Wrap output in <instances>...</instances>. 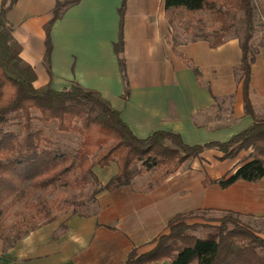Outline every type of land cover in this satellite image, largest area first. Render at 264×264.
Here are the masks:
<instances>
[{
    "label": "crops",
    "instance_id": "crops-1",
    "mask_svg": "<svg viewBox=\"0 0 264 264\" xmlns=\"http://www.w3.org/2000/svg\"><path fill=\"white\" fill-rule=\"evenodd\" d=\"M58 1L65 0H17L6 13L22 58L36 71L35 87L51 84L63 89L76 82L97 91L140 138L173 131L189 144L224 142L253 124L244 108L242 36L232 29L223 43L212 46L220 30L212 12H193L192 29L180 31L176 22L179 13L187 15L185 9L170 12L166 0H127L126 98L115 51L122 0H78L68 6L52 27L48 69L45 25ZM206 23L212 26L209 32ZM194 33L199 36L191 38ZM258 47L250 98L255 117L264 118V45ZM251 153L243 150L235 158L219 160L220 152L208 149L151 189L136 188L134 182L105 190L97 196L95 210L86 215L71 211L10 248L0 238V264H126L133 250L151 251L155 239L167 233L178 216H187L189 223L199 222L195 214L204 211L264 219V177L239 180L228 188L204 184L207 177L216 180L234 171ZM107 168L111 172L105 184L118 172L114 162Z\"/></svg>",
    "mask_w": 264,
    "mask_h": 264
},
{
    "label": "trees",
    "instance_id": "trees-1",
    "mask_svg": "<svg viewBox=\"0 0 264 264\" xmlns=\"http://www.w3.org/2000/svg\"><path fill=\"white\" fill-rule=\"evenodd\" d=\"M16 1L2 0L0 12V238L6 248L56 219L53 212L67 202L47 199L54 192L61 196L69 189L84 191L93 184L92 195L97 200L105 190L133 185L139 175L161 172L160 178L148 185L147 188L151 189L208 149L218 150L219 160L235 158L243 150L251 149L252 153L227 175L216 180L207 177L205 185L215 182L228 188L239 180L256 182L264 177V118L255 117L250 98L252 64L258 46L264 45V41L253 44V0L165 1L170 12L180 8L191 13L212 12L215 21L220 23V30L215 31L211 41L214 47L223 43L234 28V9L244 13L246 28L241 40L240 74L245 112L254 118V122L227 141L205 144L186 143L179 133L173 131H156L140 138L123 120L121 112L101 93L87 90L79 83L74 82L63 89H55L51 84L35 87L36 71L22 58V46L6 19L7 11ZM77 1H58L52 19L45 25V63L48 69L51 65L52 27L65 9ZM126 8L127 0H122L115 51L126 82L125 97L128 98L124 58ZM16 119L19 120L13 122ZM12 123L20 128L8 129ZM52 123L60 133H78L80 143L75 154L61 150L57 140L44 128ZM112 162L117 164L118 172L102 184L94 168H107ZM13 209L15 219L8 222ZM186 219L187 216L172 219L169 231L155 239L156 246L151 251L140 254L133 250L126 264H264V256L257 251L259 247L264 248V238L245 226L233 212L214 219L217 224L189 223ZM209 226L214 231L204 236L194 233Z\"/></svg>",
    "mask_w": 264,
    "mask_h": 264
},
{
    "label": "rangeland",
    "instance_id": "rangeland-1",
    "mask_svg": "<svg viewBox=\"0 0 264 264\" xmlns=\"http://www.w3.org/2000/svg\"><path fill=\"white\" fill-rule=\"evenodd\" d=\"M255 4V19H254V30H253V44L256 43V45L262 43L264 41V0H253ZM188 15V16H187ZM187 15L184 13H179V21L176 22L178 30L182 29H189L191 30V23L193 20V13L187 12ZM233 33L237 31L241 36L245 33L246 28V22L244 18V13L237 11L234 9L233 13ZM202 25V24H199ZM201 27V26H200ZM220 27V25H216V28ZM212 26H210L208 23L204 25V29L209 32L211 30ZM191 38H195L196 34H192L190 36ZM261 117H264L262 115ZM19 119L13 120V122H17ZM36 123V122H35ZM40 126L43 127V125L40 124ZM8 129L14 128L19 129L20 126L18 124L12 123L10 126L7 127ZM48 133L52 134L53 138L57 140L58 146L61 148V150L65 151L69 154H75L76 149L79 146L80 143V136L76 132L72 133H60L57 130L56 124L52 123L50 126L44 127ZM227 162V161H226ZM115 163V162H114ZM103 171H100L98 168H94V171L96 175L101 180L102 184H105L103 180L106 179L108 174L111 172V170H108V168H103ZM161 176V172H147L145 174L139 175V179H137L135 182L136 188H146L148 185L154 184ZM137 178V177H136ZM135 178V179H136ZM108 179V178H107ZM97 186V185H96ZM95 190L93 184H90L86 187L84 191H81L80 189H69L66 191V193H63L61 196L57 195V192H54L47 196V199H55L57 201H66V204H63L62 206H59L55 209L53 212L54 216L56 218L60 216H64L68 214L69 212L73 211L76 213H90L95 210L96 208V199H94L92 193ZM46 195V194H44ZM18 208L20 210L23 209L22 205H19ZM13 216L8 220V222H11L13 219H15V209L12 211ZM229 212H211V211H204V212H196L195 216L197 217V220L200 223H210V224H217L214 219L221 218L224 215L228 214ZM240 221L247 226L249 229L260 235L264 238V219H253L241 216L239 214L234 213ZM188 222V217H187ZM214 231L211 226L201 228L200 230L194 232L198 236H204L209 232ZM257 251L264 256V248L259 247Z\"/></svg>",
    "mask_w": 264,
    "mask_h": 264
}]
</instances>
